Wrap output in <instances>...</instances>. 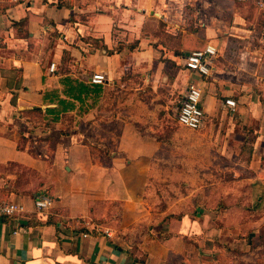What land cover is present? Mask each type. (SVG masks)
Here are the masks:
<instances>
[{
  "label": "crops",
  "instance_id": "crops-1",
  "mask_svg": "<svg viewBox=\"0 0 264 264\" xmlns=\"http://www.w3.org/2000/svg\"><path fill=\"white\" fill-rule=\"evenodd\" d=\"M208 44L217 49L210 73L185 67ZM0 48V80L18 72L0 82V166L41 177L0 176V202L25 208L0 217V264H169L202 249L191 237H232L239 212L202 210L211 197L200 186L191 212L184 195L164 201V174L200 183L202 165L221 166L264 205V12L255 0H0ZM67 76L86 85L81 100L66 94ZM191 85L202 91L198 130L166 115ZM60 98L73 104L60 122L79 118V134L38 126ZM41 194L53 199L47 211L35 207ZM247 219L242 233H263L264 219Z\"/></svg>",
  "mask_w": 264,
  "mask_h": 264
},
{
  "label": "rangeland",
  "instance_id": "rangeland-1",
  "mask_svg": "<svg viewBox=\"0 0 264 264\" xmlns=\"http://www.w3.org/2000/svg\"><path fill=\"white\" fill-rule=\"evenodd\" d=\"M57 67L55 68V70ZM61 69H64V65L61 66ZM6 73V74H5ZM3 76V83L6 81L8 77L13 78L17 77L18 72L17 71H5ZM10 75V76H9ZM12 75V76H11ZM1 78V77H0ZM164 92V91H163ZM164 94V93H163ZM181 101L174 100L169 108V112L166 114L169 119L172 122H175L176 126L178 128L183 127L186 130H192L188 127L181 126L177 121V113L179 110V104ZM79 113V112H78ZM164 116V112H163ZM39 121L40 124L38 126L42 127H53L61 132L64 133H75L79 134L80 132V123L79 118H74V116H71L70 114H65L58 121L59 125H56L54 123V120H52V116L48 115L46 117H42ZM23 137V136H21ZM21 138L20 140V146L22 142H24ZM217 148V147H216ZM202 160L210 161L208 159L211 158V161L213 160V157H208L207 155L199 156ZM187 159H192L191 157L186 156ZM197 158V157H196ZM219 159V158H216ZM195 164H201L200 162H197L195 159ZM217 161V160H216ZM192 165V164H191ZM212 167L214 166H200L201 168V176L203 178L200 179V183L193 182L190 177L191 175L185 174L182 176H178L179 181H183L188 183L185 186V183H176L172 182L173 176H170L172 174H169L166 176L164 174V186L161 191L164 193V201L165 199L169 198H175L177 195H184L186 198L184 201H188L189 205L186 206V208H189L190 212L194 209L191 205L192 203V197H193V190L197 188V185L200 186V190L202 193H206V195L211 197V201L202 203L200 206L202 210H210L213 213H221V212H227L229 209H235L234 211L239 212V214L232 218V227L231 231L236 233L232 237H225V238H219V236L216 237H208L204 235L201 238H194L191 237L186 240L188 242L187 244H192V246H196L197 248L202 247L200 251L195 252H184V253H176L174 256H170L169 264H264V247L262 244H260L261 241V235L264 233V223L261 225L262 234H251L252 230H240L242 226H244L247 222V218L256 219V218H262L264 219V205L258 204L256 205V198L250 200L246 197V187L242 184V180L235 179V177H230L228 174L222 170H220L222 167L217 165L216 169L214 167V170H212ZM0 176H3L4 183H9L7 176L17 177V175L22 174L26 176V178L31 179L34 178L38 183V180L40 182L41 177L38 175L36 171H32L27 168H22L20 165H14L13 163H8L6 165L0 166ZM198 174V173H197ZM212 175V176H211ZM176 177V176H175ZM208 177H212L211 181L208 180ZM166 179H169L168 182H165ZM183 179V180H182ZM204 179V180H203ZM171 182V183H169ZM193 182V183H192ZM3 183V182H2ZM194 184L193 187L192 185ZM196 192V191H195ZM178 198V197H177ZM165 203V202H164ZM190 206V207H189ZM181 208L180 202H177L173 208L174 211H179ZM225 210V211H224ZM216 214V215H217ZM217 217H215L216 221ZM250 219V220H251ZM236 221V222H233ZM219 224V223H217ZM225 225V224H223ZM222 227V226H221ZM224 228V227H222ZM258 229V228H257ZM231 236V234H230ZM166 237V236H165ZM231 238V239H230ZM200 240H202V245H200ZM185 242V243H186ZM235 243L234 245L231 244ZM189 244V245H190ZM216 246V250L211 251L213 246ZM189 245L188 248L190 247ZM263 248V250H262ZM184 255V259L181 257Z\"/></svg>",
  "mask_w": 264,
  "mask_h": 264
},
{
  "label": "built area",
  "instance_id": "built-area-1",
  "mask_svg": "<svg viewBox=\"0 0 264 264\" xmlns=\"http://www.w3.org/2000/svg\"><path fill=\"white\" fill-rule=\"evenodd\" d=\"M255 2L258 8L264 12V0H255ZM216 54V47L212 44H208L202 49L193 50L188 53L184 59V65L202 75H208L210 73V61ZM55 68L56 64L51 63L50 70L54 71ZM91 80L94 83H101L105 80V76L103 74H94L92 75ZM226 104L233 110L236 107L235 100L230 98L226 99ZM177 121L180 125L193 130H198L202 127L205 121V111L202 106V91L199 87L191 85L187 89L179 106ZM53 203L51 196L48 194H41L35 200V207L38 211H47L53 206ZM24 211V206L19 202H0V217H12L21 214Z\"/></svg>",
  "mask_w": 264,
  "mask_h": 264
},
{
  "label": "trees",
  "instance_id": "trees-1",
  "mask_svg": "<svg viewBox=\"0 0 264 264\" xmlns=\"http://www.w3.org/2000/svg\"><path fill=\"white\" fill-rule=\"evenodd\" d=\"M66 86V94L73 95L77 100L82 99V92L86 90V85L83 82H80L78 80H73L71 77L67 76L64 77L62 81ZM68 88V89H67ZM59 106L57 107H50L47 108L46 111L52 116V119L54 121H58L60 119V116L62 113L66 112L69 110V108L73 105L70 102H67L65 99L60 98L59 99ZM39 110L40 108H35ZM260 244L263 245L264 247V233L261 235V241ZM263 250V248H262Z\"/></svg>",
  "mask_w": 264,
  "mask_h": 264
}]
</instances>
